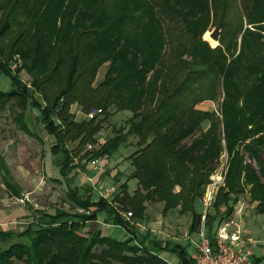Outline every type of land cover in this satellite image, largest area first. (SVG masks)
Instances as JSON below:
<instances>
[{"label": "trees", "instance_id": "obj_1", "mask_svg": "<svg viewBox=\"0 0 264 264\" xmlns=\"http://www.w3.org/2000/svg\"><path fill=\"white\" fill-rule=\"evenodd\" d=\"M219 21L218 44L212 46L202 35ZM166 48L181 70L172 85ZM102 65L106 71L95 83ZM24 69L29 85L19 76ZM0 73L11 82L0 90V111L20 108L19 127L35 138L24 111H39V121L55 138L50 153L68 184L66 196L85 211L44 212L19 233L0 230V240L15 239L0 250V264H13L14 257L20 264H168L158 255L164 249L176 252L180 264H193L180 244L154 240L146 246L145 238L135 243L122 212L141 218L145 201L161 202L163 213H190L189 231H198L201 213L194 206L223 149L225 187L213 214L205 215L207 230L212 234L223 220L219 207L225 205L228 216L229 202L245 192L264 214V0H0ZM207 100L220 101L219 114L197 107ZM73 104L83 114L92 108L101 113L77 120ZM116 111L131 112L128 129L120 127L87 149L98 143L96 135ZM205 121L207 128L186 142ZM128 134L137 138L128 155L133 171L127 180L136 179L132 193L127 181L110 201L93 200L90 188L70 186L69 174L83 159L109 157ZM98 211L132 237L82 232Z\"/></svg>", "mask_w": 264, "mask_h": 264}, {"label": "rangeland", "instance_id": "obj_2", "mask_svg": "<svg viewBox=\"0 0 264 264\" xmlns=\"http://www.w3.org/2000/svg\"><path fill=\"white\" fill-rule=\"evenodd\" d=\"M167 23V22H166ZM216 25L209 26L203 33L202 38L209 41L212 46L218 44V41H214L208 36ZM214 41V43L212 42ZM20 59L17 61L19 62ZM164 61L166 62V68L168 69L167 77L169 85L177 82L179 76H181V70L175 61V58L169 53V49L166 48L164 53ZM20 63V62H19ZM14 63H11V67ZM107 65H102L97 73L95 83L103 78ZM21 80L29 85L30 76L24 70L19 73ZM11 88L10 78L0 73V90H8ZM15 98L12 99L14 103ZM220 101H203L197 105L202 109L214 110L219 114ZM93 109V108H92ZM20 108L17 106L7 105L0 111V230H10L20 232L26 228L29 221H32L38 214H53L56 210H62L72 213H84L85 211L75 207L66 196L68 190V184L64 178L57 174L58 165L55 164V156L51 157L48 161L45 158H41V153L49 150L52 144L55 143V138L47 134L43 124L39 121V111L36 108L28 107L24 111V121L31 131H34L38 137L35 138L24 133L20 128V121L18 119V113ZM71 111L75 114L77 120L84 118V114L79 110L77 104L71 106ZM79 111V112H77ZM129 111H116L103 123L102 130L96 137L98 143L95 144L97 148L109 137L114 136L115 131L120 127L124 131L128 129L127 119L130 117ZM208 126V122H203L200 128L185 141L189 142L192 137L198 136V134L205 130ZM101 138V140H100ZM42 139V140H41ZM137 138L134 134H128L124 143L112 153L109 157L101 159L98 168H89L90 159H83L77 167L73 168L70 172L71 180L70 186L78 187L81 189H94L95 195H99V191L106 194L110 193L113 196L120 190V185L127 181L130 189L136 185V179H128L127 177L133 171V167L128 159V155L131 154L136 148ZM264 151V147H263ZM40 157V158H39ZM264 158V156H263ZM103 160V161H102ZM107 160V161H106ZM250 161V159H247ZM256 168V163L251 161ZM9 169V173L5 174L4 167ZM228 168V155L225 149L221 152L218 160L209 174L208 181L204 184L202 194L195 203V211L202 213L203 204L201 202L211 176H219L221 180L216 186L211 204L208 209V213L213 214V203L217 197L218 191L221 187H225V177ZM78 173L81 174V179L75 182L74 176ZM4 175V177H3ZM53 176L60 177V183H56L53 180ZM10 185L6 184V180ZM78 183L80 186H76ZM99 187V190H95L94 186ZM129 189V188H128ZM15 191L19 192L17 196ZM109 195V194H108ZM147 203V221L145 210L143 211V220L147 222V230L152 229L155 236L161 240L162 243L167 238H175L180 241L184 246H187L188 252H194V246L198 241V234L195 231L190 233L188 226L191 219L190 213H180L178 208L170 209L166 213L162 212L163 204L161 202ZM232 205L233 211L227 216L225 205L219 207V217L223 220H227L232 217L237 221H240L242 234L245 237H250L256 241V245L253 247L254 254L260 259L258 264H264V214L257 213L255 209L256 201H251L247 192L240 194L237 202H229ZM130 211L129 209L123 211L125 214ZM133 217L131 215L129 218ZM68 217H65V219ZM217 221L214 220L213 224ZM214 228L216 227L213 225ZM244 226V228H243ZM213 228V229H214ZM93 229V228H92ZM83 232V230H82ZM113 238L122 239L126 236V232L122 226H112L110 233ZM191 240L187 239V237ZM14 237H10L7 240H0V250L7 247L8 244L14 241ZM26 240V238H25ZM176 240V241H177ZM149 239L143 243H149ZM141 243L136 239V243ZM13 264H20L17 258H13ZM112 264H121L113 262Z\"/></svg>", "mask_w": 264, "mask_h": 264}, {"label": "built area", "instance_id": "obj_3", "mask_svg": "<svg viewBox=\"0 0 264 264\" xmlns=\"http://www.w3.org/2000/svg\"><path fill=\"white\" fill-rule=\"evenodd\" d=\"M99 113L100 108H93L89 112L84 113V118L93 119ZM95 147L92 144L87 145V149ZM92 168L99 166L100 159L93 157L89 161ZM221 177L211 176L210 182L206 188L204 196L201 200L203 204V212L201 213L200 224L198 227L197 250L192 254L193 264H254L251 258V251L247 247V242H254L250 237L244 238L240 222L230 217L222 220L214 228L212 234L207 230L205 224V215L211 204L212 195L219 184ZM132 215L128 211L125 216L129 218Z\"/></svg>", "mask_w": 264, "mask_h": 264}, {"label": "crops", "instance_id": "obj_4", "mask_svg": "<svg viewBox=\"0 0 264 264\" xmlns=\"http://www.w3.org/2000/svg\"><path fill=\"white\" fill-rule=\"evenodd\" d=\"M77 112H79V111H77ZM20 128V127H19ZM29 128V127H28ZM23 131V130H22ZM32 132H34V131H32ZM101 132V131H100ZM42 140V139H41ZM100 140H101V138H100ZM53 145V144H52ZM51 145V146H52ZM52 154L50 153V148H49V150H47V151H45L44 153H41V158L43 159V158H45V159H47L48 161H50L51 160V157L53 156H51ZM39 157V158H40ZM103 161V160H102ZM107 161V160H106ZM100 162H101V159H100ZM100 164V163H99ZM89 168H92V166L90 165V163H89ZM76 172H77V174H75V176H74V178L73 179H75V182H77L79 179L78 178H80L81 179V174H83V173H78L79 172V170H76ZM7 173H9V169L6 167V169H5V174H7ZM57 174H59L60 175V173H59V167H58V170H57ZM73 175V174H72ZM72 175H70L69 174V177H71ZM61 176V175H60ZM3 177H4V175H3ZM5 178V177H4ZM52 178H56V179H59V180H61L60 179V177H57V176H53ZM131 179H134V178H131ZM126 183H128V182H126ZM75 185L76 186H80L78 183H75ZM127 186H128V184H127ZM90 188V187H89ZM94 188H95V190H99V187H98V189H97V186L95 185L94 186ZM129 189H128V191L130 192V193H132L134 190H135V188H136V185H135V187L134 188H132V189H130V187H128ZM94 189H91V192H92V199L93 200H97L98 199V197H100V196H102V197H104V198H106L108 201H110L111 199H112V197L114 196H111V197H109L110 196V193H106V194H104V193H102V192H100L99 191V195L97 196V195H95V193H94V191H93ZM118 192V191H117ZM116 192V193H117ZM109 194V195H108ZM147 202V201H146ZM145 204V212L144 213H146V218H145V220L147 221V203H144ZM122 215H123V217H124V219L125 220H127V221H129V224L131 225V228H132V230L134 231V233H135V243H136V238L137 239H143V238H145V239H143V241H146V239H147V237H148V239L150 240V241H161V240H159L156 236H155V233H154V231L152 230V229H150V231L149 230H147V222H145V220H143V216L141 217V218H127L126 216H125V213L124 212H122ZM190 221H191V219H190ZM239 221V220H238ZM240 222V221H239ZM190 224V223H189ZM112 226H117V227H120L121 225H117V224H114L113 223V221H112V218L110 217V216H107V214H106V212L105 211H98L97 213H96V219L94 220V221H87V222H85V224H84V226L82 227V230L86 233V232H94V231H100L103 235H106V236H111V235H109V233H110V229H111V227ZM123 227V226H122ZM93 228V229H92ZM124 228V227H123ZM243 228H244V226H243ZM124 230H125V232H126V236L125 237H123L122 239H120V240H124V239H126L127 237H132V234L129 232V231H127L125 228H124ZM189 230V229H188ZM190 233H192V232H190ZM194 233V232H193ZM112 237V236H111ZM244 238L246 239V238H248V237H245L244 236ZM117 239V238H116ZM187 239H190L191 240V236H190V238L189 237H187ZM177 239H175V238H167L166 240H164L163 241V244L165 243V242H167V241H170V242H172V243H176V244H180L181 246H183L181 243H180V241L179 240H177ZM146 246H147V243H144ZM247 244V247H249V249H250V251H251V253H252V255H251V258H252V260L253 261H256V259H259L255 254H254V252H253V247H254V245H256V241L254 240V242H251V243H246ZM185 249H186V251L188 252V250H187V246L186 245H184L183 246ZM197 250V245H195L194 246V252ZM194 252H188V254L190 255V257H192V254L194 253ZM262 252L264 253V248H263V250H262ZM138 254H140V252H138ZM158 255H159V257H161L162 259H164L168 264H180L179 263V257H178V255L176 254V252H174V251H171V250H166V249H164V250H159L158 251ZM260 260V259H259Z\"/></svg>", "mask_w": 264, "mask_h": 264}, {"label": "water", "instance_id": "obj_5", "mask_svg": "<svg viewBox=\"0 0 264 264\" xmlns=\"http://www.w3.org/2000/svg\"><path fill=\"white\" fill-rule=\"evenodd\" d=\"M221 24H222L221 21H219L217 25L214 27V29L208 33V36L214 41H218L221 32Z\"/></svg>", "mask_w": 264, "mask_h": 264}]
</instances>
